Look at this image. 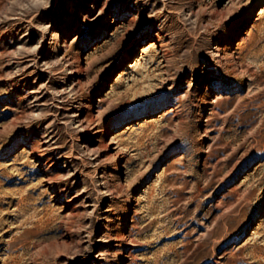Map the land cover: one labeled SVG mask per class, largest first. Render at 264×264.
I'll use <instances>...</instances> for the list:
<instances>
[{
	"label": "rangeland",
	"instance_id": "374dc122",
	"mask_svg": "<svg viewBox=\"0 0 264 264\" xmlns=\"http://www.w3.org/2000/svg\"><path fill=\"white\" fill-rule=\"evenodd\" d=\"M0 264H264V0H0Z\"/></svg>",
	"mask_w": 264,
	"mask_h": 264
},
{
	"label": "bare ground",
	"instance_id": "6f19581e",
	"mask_svg": "<svg viewBox=\"0 0 264 264\" xmlns=\"http://www.w3.org/2000/svg\"><path fill=\"white\" fill-rule=\"evenodd\" d=\"M141 58H142V56H140L139 58H137V59L135 60V62H137V61L140 62ZM118 125H119L118 123L115 124V127H118ZM109 131H111V130H109ZM117 166H119V162H117Z\"/></svg>",
	"mask_w": 264,
	"mask_h": 264
}]
</instances>
